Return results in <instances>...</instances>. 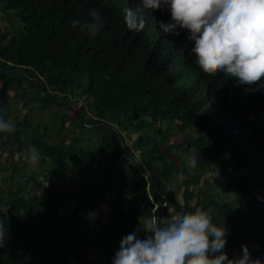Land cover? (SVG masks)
Here are the masks:
<instances>
[{"label":"trees","instance_id":"obj_1","mask_svg":"<svg viewBox=\"0 0 264 264\" xmlns=\"http://www.w3.org/2000/svg\"><path fill=\"white\" fill-rule=\"evenodd\" d=\"M93 8L104 19L95 37L72 25ZM125 9L138 10L142 30L129 27ZM0 13L11 29L0 31V116L8 120L17 98L22 107L58 108L61 121L51 140L32 134L26 117L0 133V223L8 232L0 264H112L121 238L161 214L163 197V214L202 207L224 223L229 257L246 244L264 259V88L248 91L204 70L185 31L159 29L170 14L143 9L141 0H0ZM80 98L86 105L76 108ZM67 123L80 131L68 140ZM121 141L145 171L129 156L116 168L127 155ZM32 149L39 162L30 167ZM80 169L98 172V181L86 184ZM62 180L81 181L79 194Z\"/></svg>","mask_w":264,"mask_h":264},{"label":"clouds","instance_id":"obj_2","mask_svg":"<svg viewBox=\"0 0 264 264\" xmlns=\"http://www.w3.org/2000/svg\"><path fill=\"white\" fill-rule=\"evenodd\" d=\"M143 9L168 12L167 21H159L164 34L179 36L185 31L195 59L206 71L224 73L235 85L248 91L264 88V0H141ZM129 27L144 28L138 10L125 9ZM90 19L73 20L91 37L98 35L104 19L91 9ZM16 125L0 116V133L14 132ZM199 157L193 155L191 163ZM39 162V152L31 150L29 163ZM218 175V171L216 176ZM143 232V238L140 233ZM229 229L216 224L206 209L174 208L166 214L152 215L131 233L124 235L114 252L112 264H264L253 258L246 244L229 257L225 251ZM7 229L0 223V246Z\"/></svg>","mask_w":264,"mask_h":264},{"label":"rangeland","instance_id":"obj_3","mask_svg":"<svg viewBox=\"0 0 264 264\" xmlns=\"http://www.w3.org/2000/svg\"><path fill=\"white\" fill-rule=\"evenodd\" d=\"M12 23H14V19L12 18ZM16 27V24H15ZM0 31L5 33V32H11V29H9V27H7L6 24V20L4 18V16L0 13ZM150 31L152 32V38L154 39L155 34L154 31H156V21H154L153 25H151L150 27ZM183 79H186L185 77H182ZM191 78L188 79V81H190ZM12 94V93H11ZM85 100L84 99H78L76 101V108H79L80 106L86 105L85 104ZM33 106V110L29 111V107ZM60 111L58 108H50V110H45L43 108L40 107V105H32V103H28L25 107L21 106V102L19 99L17 98H12L10 101V105H9V111H8V121L14 123L16 117L18 118L19 121H22L25 117L28 120H32L34 121V126L33 128L35 130L31 131L32 134L34 135H39V136H43L44 138H46L47 140H51V138L57 134V130L58 127L61 124V121L59 118H56V115H58L56 112ZM53 112V113H52ZM88 114H90L87 111ZM217 119H213V121H215ZM66 127L69 126V123H67L65 125ZM161 128L165 129L164 124L161 125ZM174 129V128H173ZM175 130V129H174ZM173 131V130H172ZM80 133L79 129L77 127H68L67 130L64 133V136L66 137L65 139L68 140V138L71 135H78ZM180 135L179 134H175L174 137H169V142L170 143H174L177 140H179ZM53 141V139H52ZM127 145L131 146V141L127 138ZM25 156V155H24ZM1 162L4 164L5 161V155H1ZM18 155L14 156V158H12V161L15 163H18ZM25 158V157H23ZM129 157L128 155L122 157L120 160H118L116 162V168H119L122 165H129ZM33 165H31L30 167H32ZM133 170L134 167H132ZM80 175H81V179L82 181H84L86 184H89L91 181H98V178L100 176V174L98 172H91V171H83L82 169H80ZM140 173L142 172L141 170L139 171ZM9 174V170L7 169L6 171L1 172V175H5L8 176ZM111 178H113V175H110ZM209 181L212 182V187L214 188V190H216V188L218 190L221 191V187L219 184L220 181L214 182L212 177H207ZM79 180V179H78ZM81 181H71V180H62V184L61 187H63V189L68 190H72L73 196H77L79 194V187L81 185L80 183ZM217 185V186H216ZM222 193V192H221ZM166 202L163 203V205L165 206Z\"/></svg>","mask_w":264,"mask_h":264},{"label":"water","instance_id":"obj_4","mask_svg":"<svg viewBox=\"0 0 264 264\" xmlns=\"http://www.w3.org/2000/svg\"><path fill=\"white\" fill-rule=\"evenodd\" d=\"M116 134L118 136V138L121 140V136L119 134V132L116 131ZM121 145H122V148L124 150L125 153H127V155L136 163V165L140 168V170L143 172L145 171L143 165L141 164V162L135 157L133 156L130 151L127 149V147L125 146V144L121 141ZM166 202V198L163 197V203ZM163 208H164V205L162 204L161 206V214H163Z\"/></svg>","mask_w":264,"mask_h":264}]
</instances>
